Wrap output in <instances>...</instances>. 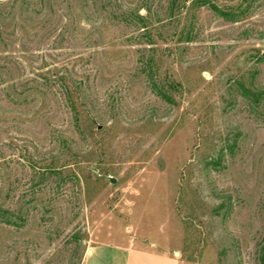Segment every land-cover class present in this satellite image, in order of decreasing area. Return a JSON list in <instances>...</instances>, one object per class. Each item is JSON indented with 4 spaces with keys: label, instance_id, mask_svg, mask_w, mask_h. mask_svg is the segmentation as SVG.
Wrapping results in <instances>:
<instances>
[{
    "label": "rangeland",
    "instance_id": "rangeland-1",
    "mask_svg": "<svg viewBox=\"0 0 264 264\" xmlns=\"http://www.w3.org/2000/svg\"><path fill=\"white\" fill-rule=\"evenodd\" d=\"M197 1L0 0V264H264V0Z\"/></svg>",
    "mask_w": 264,
    "mask_h": 264
},
{
    "label": "crops",
    "instance_id": "crops-1",
    "mask_svg": "<svg viewBox=\"0 0 264 264\" xmlns=\"http://www.w3.org/2000/svg\"><path fill=\"white\" fill-rule=\"evenodd\" d=\"M84 264H180L176 256H167L133 246L100 245L90 247Z\"/></svg>",
    "mask_w": 264,
    "mask_h": 264
},
{
    "label": "trees",
    "instance_id": "trees-1",
    "mask_svg": "<svg viewBox=\"0 0 264 264\" xmlns=\"http://www.w3.org/2000/svg\"><path fill=\"white\" fill-rule=\"evenodd\" d=\"M199 4H206V5H208L214 12H217V13H219L221 16H223V17H225V18H230V19H232L231 18V16H233L234 15V13H229V12H225V11H223V10H220L216 5H213V4H211V2H208V1H206V0H199V1H197ZM229 20V19H228ZM68 92H70L71 93V91H68ZM68 92H67V94H68ZM69 93V94H70ZM72 108V110L74 111L75 110V108H73V106L71 107Z\"/></svg>",
    "mask_w": 264,
    "mask_h": 264
},
{
    "label": "water",
    "instance_id": "water-1",
    "mask_svg": "<svg viewBox=\"0 0 264 264\" xmlns=\"http://www.w3.org/2000/svg\"><path fill=\"white\" fill-rule=\"evenodd\" d=\"M115 182H116V180H115V179H111V183H113V184H114Z\"/></svg>",
    "mask_w": 264,
    "mask_h": 264
}]
</instances>
